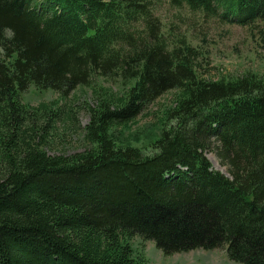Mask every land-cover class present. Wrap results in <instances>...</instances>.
<instances>
[{
  "label": "trees",
  "instance_id": "obj_1",
  "mask_svg": "<svg viewBox=\"0 0 264 264\" xmlns=\"http://www.w3.org/2000/svg\"><path fill=\"white\" fill-rule=\"evenodd\" d=\"M168 1L264 23V0ZM200 56L164 35L151 0H0V264H146L136 236L165 255L225 247L264 264V78L202 79ZM94 74L125 96L88 107V150L48 154L35 135L58 122V103L20 94L64 95ZM170 90L150 152L118 146L117 127ZM213 148L227 174L207 159Z\"/></svg>",
  "mask_w": 264,
  "mask_h": 264
},
{
  "label": "rangeland",
  "instance_id": "obj_2",
  "mask_svg": "<svg viewBox=\"0 0 264 264\" xmlns=\"http://www.w3.org/2000/svg\"><path fill=\"white\" fill-rule=\"evenodd\" d=\"M155 16L164 35L172 39L184 35L199 50L201 56L194 63L197 74L205 80L237 78L245 73L264 78V23L251 26L230 24L216 17H204L199 11L187 7H175L168 0H151ZM104 93L105 95H101ZM126 88L117 78H105L94 74L87 84L79 85L66 94L54 90H37L33 85L20 94L22 103L36 106L39 102H57L60 118L47 131L38 130L36 139L48 154L72 156L89 149L84 128L89 121L88 107L98 97H124ZM175 90L163 93L130 122L117 127L115 137L118 146L130 145L150 152L151 144L159 137L168 119L166 111L171 106ZM214 170L227 174L220 163L215 148L205 153ZM133 246L143 252L146 264H239L230 260L225 247L165 255L153 241L136 236Z\"/></svg>",
  "mask_w": 264,
  "mask_h": 264
},
{
  "label": "water",
  "instance_id": "obj_3",
  "mask_svg": "<svg viewBox=\"0 0 264 264\" xmlns=\"http://www.w3.org/2000/svg\"><path fill=\"white\" fill-rule=\"evenodd\" d=\"M222 172V171H221ZM223 173V172H222Z\"/></svg>",
  "mask_w": 264,
  "mask_h": 264
}]
</instances>
